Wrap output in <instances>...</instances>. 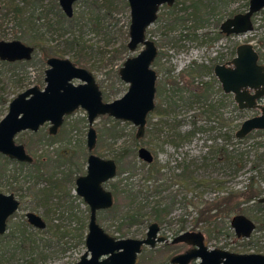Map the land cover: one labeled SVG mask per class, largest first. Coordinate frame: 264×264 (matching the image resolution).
I'll return each mask as SVG.
<instances>
[{
	"label": "rangeland",
	"instance_id": "1",
	"mask_svg": "<svg viewBox=\"0 0 264 264\" xmlns=\"http://www.w3.org/2000/svg\"><path fill=\"white\" fill-rule=\"evenodd\" d=\"M9 1L0 0V40L17 39L34 47V42L42 38L45 50L57 48L61 57L69 58L89 69L101 91L108 94L107 99L103 96L105 101L119 98L126 92L128 84L120 79L118 69L127 57L137 54L143 48L139 44L134 51H130L126 46L130 23L127 0H76L73 3L72 17L76 16L77 20L73 22V29L70 27L72 23L67 20L70 18L64 15L58 0H12L11 7ZM199 1L210 8L209 14L203 16L207 19L203 26L195 27L194 21L190 19V0H174L171 6H159L156 20L146 28V38L153 40L157 47V54L152 62L157 77L155 107L147 115L144 135L137 139L136 126L130 121L100 115L93 124L97 131V142L92 152L103 158L116 161L121 159V162H117L116 176L109 183H104L105 188L111 190L110 183H117L120 188L126 181L136 188L141 184L149 185L142 178L146 168L141 167L137 149L144 146L151 151L156 163L161 166L160 170L165 177L161 183L164 184L159 196L150 195L147 199L140 197L138 202L142 206V213L148 215V218L155 198L164 197L167 201L170 196L175 197L174 203L170 204V211L160 221L163 233L170 238L181 229L199 230L204 234V242L209 248L264 253V233L258 229V225L262 224L264 203L257 206L256 200L249 203L241 201L229 217L218 220V228L210 234L207 229L213 227L214 223L208 225L206 221L197 220L198 209L203 206L195 208L192 204L201 200L209 202L233 190L242 192L249 185L250 177L252 186L259 188L264 196V157L260 166L252 168L256 156L264 151V132L257 133L255 130L243 138H236L234 135L240 123L257 113L258 109L234 112L232 103L227 102L220 108L221 117L226 120V124H222V120L207 118L201 113V102L187 105L180 100L174 104L170 103L172 99L169 98L164 101V94L159 92V88L163 86L166 90L171 89V84L165 82L171 78L185 88L183 94L187 96L200 82L210 81L213 71L209 67L219 53L228 59L234 45L252 43V31L232 37H214L220 22L234 13L244 12L248 7V0ZM15 9L20 12H15ZM180 16L184 21L175 22L174 19ZM256 17L259 35H264V9ZM171 25L175 26L170 28ZM44 51L38 46L33 51L32 58L18 66L22 85L12 96L32 85H39L41 88L44 86V69L47 67L45 60L48 57ZM261 53L264 59V50ZM196 64L203 66L202 72L192 79V84L188 85L192 89L188 90L186 87L191 77L187 71L195 68ZM9 89L6 86V90ZM219 97L220 94L214 91L209 98ZM161 110L163 111L160 112ZM108 118L119 121L113 137L105 133V127L110 124ZM48 125L49 123L43 124L36 132L21 131L16 134L15 141L22 143L34 160L43 155L54 162L55 166L42 168V177H26L31 163L5 162L3 157L6 156L1 155L0 166L5 169L2 170L4 176L0 177V191L13 192L20 200L18 210L7 222L8 226L16 224L22 228L25 225L21 224H26L25 229L31 235L32 229L27 224L25 213L32 211L46 221L48 234L52 235L51 230L60 227L59 237L55 235L49 238L51 246L46 250L43 260L33 263V256L28 253L23 255L25 251L21 255L11 256L13 248L8 246L2 264H73L86 250L84 239L89 208L75 193V178L86 170V111L78 108L67 115L55 135L47 133ZM193 130L194 134L188 138L182 136ZM176 133L182 136L178 145L172 142L177 139ZM44 134L52 136L53 140L49 141ZM231 134L232 137L225 139L226 135ZM39 139L42 141L38 142ZM228 155L238 161L237 165L227 162ZM134 161L135 168L130 175V170L126 167ZM120 166L125 170L119 174ZM186 170L190 171L194 179H189L188 187L173 179ZM51 171L53 177L49 178ZM127 176L129 177L126 178ZM54 179L58 180V186L47 197L39 198L34 193V190L49 187ZM199 180H207L209 183L196 184ZM217 181L221 187L217 186ZM114 203L122 208L125 203L124 194L120 193L117 200L114 198ZM235 214H243L256 223L249 238H237L231 227L232 232L226 228ZM96 215L98 223L107 233L119 236L116 225L111 224V210H99ZM147 225L148 223L144 226L131 225L126 237H141ZM46 234L43 232L33 237H44ZM169 254L160 245L152 252L141 253L136 264H170L167 258Z\"/></svg>",
	"mask_w": 264,
	"mask_h": 264
},
{
	"label": "water",
	"instance_id": "2",
	"mask_svg": "<svg viewBox=\"0 0 264 264\" xmlns=\"http://www.w3.org/2000/svg\"><path fill=\"white\" fill-rule=\"evenodd\" d=\"M76 0H58L67 17L73 15ZM130 8V51L141 44L143 48L127 57L118 69L120 79L128 84L126 92L119 98L104 101L101 90L90 70L78 66L69 58L50 56L46 59L43 88L34 85L17 93L9 102L7 112L0 119V154L17 161L32 162V157L22 144L14 140L18 132L37 131L49 122L48 132L54 134L65 115L82 108L86 111V147L89 152L86 171L75 178V193L88 205L89 217L85 237L86 251L74 264H135L142 244L154 245L165 238L159 236L158 224L148 226L146 237L115 238L97 222V211L109 209L114 199L104 183L116 176L118 166L112 158H102L92 150L96 144L94 121L100 115L130 121L136 126L135 137L145 132L147 115L154 109L156 71L152 62L157 54L153 40L146 38V28L157 18L159 6H171L174 0H127ZM264 8V0H248L244 12H237L224 19L219 30L226 35L242 34L252 30V16ZM33 46L20 40H0V60L15 62L29 60ZM222 90L232 93L239 109H258L259 114L244 119L235 131L236 138H243L252 131L264 129V64L258 62V53L252 43L242 42L236 46L235 56L225 64H216L213 69ZM78 80V83H74ZM137 157L145 162L153 161V154L143 146L138 147ZM264 203V196L257 198ZM19 205L13 193L0 191V234L6 230V219ZM27 221L37 229H44L46 222L34 213H26ZM230 227L237 238H249L255 228L254 222L243 214L231 217ZM184 241L193 248L171 258L173 264H264V254L254 252H232L221 248H208L201 231H185L173 242Z\"/></svg>",
	"mask_w": 264,
	"mask_h": 264
},
{
	"label": "trees",
	"instance_id": "3",
	"mask_svg": "<svg viewBox=\"0 0 264 264\" xmlns=\"http://www.w3.org/2000/svg\"><path fill=\"white\" fill-rule=\"evenodd\" d=\"M190 19L194 21V26L199 27L203 26L207 19L203 18L205 14H209V10L206 7V5H203V3L199 0H190ZM10 4V7L13 5L12 0L8 2ZM18 8V7H16ZM18 11L15 9V12ZM20 12V11H18ZM186 19V20H190ZM70 21L71 28L73 27V22H75L76 16L67 19ZM178 20L184 21L183 17H177L174 19L175 22ZM27 21H24V23ZM171 25L170 28H173ZM73 29V28H72ZM217 32L215 33L214 37H217ZM213 37V38H214ZM77 41L78 39H74ZM44 40L42 38H38L37 42H34V49H37L38 46L41 48V50H45L42 46ZM261 46L264 47V35H261L260 38ZM45 55L51 56V55H59L61 56V52L57 48L50 47L49 49L44 51ZM78 61V59H76ZM24 61H17V62H8L0 60V118L2 115H4V112H6L8 108V104L11 101V99L14 97L13 94L16 93L17 88L22 85L18 73V66L23 63ZM202 65H197L195 68L190 69L187 71L189 76L191 77V80L188 82L186 89L191 90L188 85L192 84V79L199 73L202 72ZM166 83L171 84V89H165V87H160L159 92L164 94V101L167 100V98L172 99L170 100V103L177 104L178 101L182 100L185 102V104H191L193 102H201V113L206 116L207 118H216L217 120L221 121L222 124H226V120L221 117L220 108L224 106L227 102H230L227 98L226 94H221L219 98L217 99H210V95L216 91V93L221 92L220 85L218 84L216 79H212L210 81L200 82L198 86L194 88L193 91H190L188 95H184V89L178 85V83L171 78H168ZM6 86H9V90H6ZM215 87V88H214ZM102 94H104V98H108V94L103 91ZM176 96V97H175ZM161 110L160 112H162ZM164 111H167V109H164ZM109 119V125L105 127L106 132L110 137H113L114 133H116V126L118 125L119 121L113 120L111 118ZM193 131H189L185 133V135H182L184 137H189L192 134H194ZM257 133H263V130H256ZM235 135V134H234ZM49 141L53 140V137L47 136L44 134ZM180 133H176V140H172V142L175 145H178L180 142V139L182 137ZM233 135H226V138H230ZM101 138V134L99 135V139ZM42 139H39L38 142H41ZM264 152V151H263ZM259 153L256 156V160L252 165V168H257L261 165V162L263 161L264 154ZM1 157V156H0ZM4 161L7 162L9 159L6 157H3ZM141 161V160H140ZM116 162H121V159H118ZM136 161H134L132 164H128V168L130 170V175L133 172V168H135L134 164ZM227 162L230 164L237 165L238 161L233 160L232 155L227 156ZM141 167L146 168L143 180L147 181L149 185H140L138 188H136L133 184H130L126 181L125 184H123V187L120 188L117 183H110L111 191L114 195V198L119 197L120 193L124 194L125 203L121 207H118L117 204H113L111 208L108 210H111L113 212V216L111 218V224L116 225V230L119 233L118 237H126L129 234L128 228L133 224H141L143 225L146 222L150 221H162L165 216L170 211V204L174 203V196H170L168 200H164V197L155 198L153 200V205L151 207L150 215L148 218H146L148 215H145L142 213V206L139 204L138 199L145 198L147 199L150 195H157L159 196V193L162 191L161 188L164 183H161V180H164L165 177L162 175L161 172V166L156 163L155 159L152 163H145L143 161L140 162ZM31 169L26 173V177H42V168H46L47 166H55L54 162H52L49 158L42 156H38L31 164ZM4 166H0V177L4 176ZM125 168L119 167V174L124 172ZM53 177V171L49 173V178ZM127 176L126 178H128ZM16 178V177H15ZM175 181L179 182L180 184L186 185L188 187L189 179L194 181L192 175L190 174V171L186 170L183 171L181 174H177L174 178ZM58 180L54 179L50 182L49 187L46 189H37L34 190V193L40 198V196L47 197L50 192L53 191L58 185ZM108 182V181H107ZM109 183V182H108ZM207 180H199L196 181V184L201 185H208ZM217 186L221 187L220 182L217 181ZM120 188V190H119ZM261 190L259 188H255L252 186V177H250L249 185L246 187V189L242 192L240 191H229L226 193V195L217 196L214 199L210 200L209 202L206 201H197L196 203L192 202L195 208H198L200 205L203 206V208L198 209L199 211V217L197 220L206 221L208 225L211 223H214L213 227L208 228V234L212 233L216 228H218V220H223V218L229 217V215L235 211L239 205L240 202L249 203L253 200H256L257 198L261 197ZM199 205V206H198ZM257 206H260V204L257 202ZM211 211H216L215 213H211ZM150 218V219H149ZM262 224L260 226L258 225V229L261 230L264 233V213L262 217ZM149 219V220H148ZM220 222V221H219ZM26 227V225H25ZM25 227L22 228L19 225L12 226V228L6 232L4 235H0V264L3 260L6 249L8 246H12V251L10 253L11 256H14L16 254H20L25 251L24 256L26 253H28L32 257V262L35 263L37 260H43L46 256V250L51 246L50 239L52 237L58 236V233L60 231V227H56L51 230V234H48V227H46L43 230L35 229L31 227V235L29 231H26ZM228 230H230V225L228 224L226 226ZM231 231V230H230ZM47 233V236L44 237H38L35 238L33 236L39 235L40 233ZM232 232V231H231ZM59 237V236H58ZM31 259V258H30Z\"/></svg>",
	"mask_w": 264,
	"mask_h": 264
},
{
	"label": "flooded vegetation",
	"instance_id": "4",
	"mask_svg": "<svg viewBox=\"0 0 264 264\" xmlns=\"http://www.w3.org/2000/svg\"><path fill=\"white\" fill-rule=\"evenodd\" d=\"M59 3V2H58ZM60 6V5H59ZM264 8H262L261 10H263ZM261 10H259L257 13H255L253 16H252V45H253V47H254V49L256 50V52L258 53V62L260 63V64H264V59H263V55H262V51L264 50V49H262L263 47L261 46V43H260V38H261V35H259V28H258V23H257V14L261 11ZM63 12V11H62ZM235 14V13H234ZM65 15V14H64ZM66 16V15H65ZM73 16V15H72ZM232 16V15H231ZM67 17V16H66ZM230 17V16H229ZM68 18H71V17H68ZM226 19V18H225ZM222 22V21H221ZM220 22V23H221ZM220 25V24H219ZM217 34H218V36H224V37H232V36H234V35H237V34H229V35H226V34H224L223 32H221L219 29H218V31H217ZM240 44V43H239ZM238 45V44H237ZM237 45H234L233 46V48L231 49V55L229 56V58L228 59H225L223 56H222V53H219L218 54V57H216L215 59H213L212 61H213V63L210 65V67H209V70L210 69H212V71H213V69H214V66L216 65V64H225V63H227L228 61H230L234 56H235V49H236V46ZM35 49H34V47H33V51H34ZM32 54H33V52H32ZM51 56H56V57H61V56H57V55H51ZM48 57H50V56H48ZM47 57V58H48ZM31 58H32V55H31ZM30 58V59H31ZM46 58V59H47ZM61 58H66V57H61ZM29 59V60H30ZM29 60H21V61H29ZM72 61V60H71ZM15 62H17V61H15ZM45 62H46V60H45ZM73 62V61H72ZM73 63H75V62H73ZM76 64V63H75ZM76 65H78V64H76ZM78 66H80V65H78ZM83 67V66H82ZM86 68V67H85ZM89 70V69H88ZM94 76V75H93ZM95 78V77H94ZM211 79L210 80H212L213 78L214 79H216L217 80V82H218V84L220 85V83H219V81H218V79L216 78V76L214 75V72H213V76L212 77H210ZM74 83H78V82H74ZM98 84V83H97ZM45 85V84H44ZM32 86H34V85H32ZM39 86V85H38ZM99 86V85H98ZM31 87V86H30ZM40 87V86H39ZM41 88V87H40ZM43 88V87H42ZM220 88H221V85H220ZM99 89H100V87H99ZM101 90V89H100ZM101 93H102V91H101ZM223 95V94H226L227 95V98L229 99V101L232 103V106H233V108H234V112H240V110H242V109H239L238 107H237V104L235 103V101H234V99H233V94L232 93H225L223 90H222V88H221V92H220V95ZM102 98H103V95H102ZM104 100V99H103ZM105 101V100H104ZM154 107H155V105H154ZM224 106H222L221 108H223ZM8 109V108H7ZM257 114H259V110L257 111V113H255L254 115H257ZM70 115V114H69ZM254 115H252V116H254ZM67 115H65L64 116V118L66 117ZM251 117V116H250ZM64 118H63V120H64ZM45 123H49V122H45ZM44 123V124H45ZM62 123H63V121H62ZM50 125V124H49ZM49 125H48V128H49ZM62 125V124H61ZM60 125V126H61ZM59 126V127H60ZM41 127V126H40ZM40 127H39V129H40ZM59 127H58V129H59ZM88 127V126H87ZM95 128V127H94ZM38 129V130H39ZM58 129L56 130V132L54 133V134H50L49 132H48V129H47V133L49 134V135H55L56 133H57V131H58ZM37 130V131H38ZM96 130V129H95ZM25 131V130H24ZM28 131H31V130H28ZM32 132H36V131H32ZM87 132V131H86ZM19 133V132H18ZM15 137H16V135H15ZM15 137H14V140H15ZM52 137V136H51ZM16 142V141H15ZM96 142H97V131H96ZM17 143V142H16ZM85 143H86V141H85ZM17 144H22V143H17ZM23 145V144H22ZM24 146V145H23ZM95 146H96V144H95ZM144 147V146H143ZM24 148H25V146H24ZM95 148V147H94ZM149 150V149H148ZM25 151H26V149H25ZM150 151V150H149ZM27 152V151H26ZM151 152V151H150ZM28 153V152H27ZM29 154V153H28ZM88 154H89V152H88ZM88 154H87V156H88ZM1 155H3V154H0V156ZM30 155V154H29ZM97 155V154H96ZM5 156V155H4ZM31 156V155H30ZM99 156V155H98ZM7 157V156H6ZM32 157V156H31ZM101 157V156H100ZM9 158V157H8ZM103 158V157H102ZM11 159V158H10ZM9 159V161H15V162H17V163H27V162H22V161H17V160H15V159H11L10 160ZM32 159H33V157H32ZM86 160H87V157H86ZM115 160V159H114ZM153 160H154V156H153ZM34 161V159L32 160V162ZM116 161V160H115ZM31 162V163H32ZM153 162V161H152ZM151 162V163H152ZM117 163V162H116ZM149 164V163H148ZM117 166H118V163H117ZM86 171V170H85ZM82 175V174H81ZM105 187V186H104ZM112 192V191H111ZM9 193H13V192H9ZM14 194V193H13ZM113 194V193H112ZM14 196L16 197V199L18 200V202H19V205H18V208H19V206H20V200L18 199V197L14 194ZM113 199H114V195H113ZM114 204V203H113ZM18 208H17V210H18ZM16 210V211H17ZM16 211H14L10 216H8V218L6 219V230H5V232L3 233V234H0V235H4L6 232H8V228H9V230L12 228V226H8V224H7V222H8V220L10 219V217H12L14 214H15V212ZM27 212H32V211H27ZM26 212V213H27ZM26 213H25V218H26ZM35 213V212H34ZM89 217V216H88ZM96 218H97V216H96ZM26 221H27V218H26ZM45 221V220H44ZM253 221V220H252ZM46 222V221H45ZM98 222V221H97ZM153 222H156L157 224H158V227H159V229H158V232H157V234H156V238L157 237H159V236H163L165 239L163 240V241H158V242H155V244L154 245H149V244H142V246H141V249H140V252H138L137 253V257H136V262H135V264L137 263V259H138V256L141 254V253H143V252H146V251H149V252H152V251H154L156 248H158L160 245H162V247H163V249H166V252H169L170 254L169 255H167V258H168V261H169V263L170 264H173L172 262H171V258L172 257H174L175 255H178V254H182V253H184V252H186L187 250H189V249H191V248H193V245L192 244H187L186 242H184V241H179V242H173V239L178 235V234H180V233H183V232H185V231H193V230H184V229H181V230H179L178 232L179 233H177V234H175V235H173L171 238H170V236H167V235H165V233H163V231H162V227H161V223L162 222H158V221H150V222H147L148 223V225H147V228H146V230H145V232H144V234L141 236V237H138L139 239H144L145 237H146V232H147V229H148V226L151 224V223H153ZM254 222V221H253ZM88 223V222H87ZM147 223H144L143 224V226L145 225V224H147ZM27 224L29 225V226H31V227H33L28 221H27ZM254 224H255V228H256V223L254 222ZM21 225H26V224H21ZM100 225V224H99ZM13 226H16V224H14ZM46 226H47V224H46ZM33 228H35V227H33ZM46 228V227H45ZM44 228V229H45ZM255 228H254V230H255ZM35 229H37V228H35ZM43 230V229H42ZM253 230V231H254ZM105 231V230H104ZM199 231V230H198ZM253 231H252V233H253ZM106 232V231H105ZM87 233V232H86ZM251 233V234H252ZM109 234V233H108ZM203 234V233H202ZM110 235V234H109ZM204 235V234H203ZM112 236V235H111ZM85 237H86V234H85ZM115 237V236H114ZM115 238H122V237H115ZM137 238V237H136ZM204 239H205V237H204ZM84 243H85V239H84ZM205 243V242H204ZM86 247V246H85ZM208 247V246H207ZM209 248V247H208ZM210 249V248H209ZM86 251V250H85ZM84 251V252H85ZM83 252V253H84ZM82 253V254H83ZM254 253H260V252H254ZM262 254H264V253H262ZM81 256V255H80ZM80 258V257H79ZM79 260V259H78ZM77 260V261H78ZM75 263V262H74ZM73 263V264H74ZM195 263V260H191V261H189V264H194Z\"/></svg>",
	"mask_w": 264,
	"mask_h": 264
}]
</instances>
